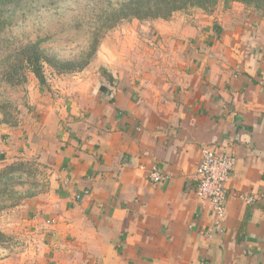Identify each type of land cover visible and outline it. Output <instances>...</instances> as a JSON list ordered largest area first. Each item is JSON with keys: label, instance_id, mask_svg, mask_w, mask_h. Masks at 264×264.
Returning a JSON list of instances; mask_svg holds the SVG:
<instances>
[{"label": "crops", "instance_id": "obj_1", "mask_svg": "<svg viewBox=\"0 0 264 264\" xmlns=\"http://www.w3.org/2000/svg\"><path fill=\"white\" fill-rule=\"evenodd\" d=\"M256 69L231 80L218 102L197 93L201 114L182 113L175 123L149 119L122 92L114 105L102 94L109 106L96 108L88 127L75 119L60 126L61 115L50 127L43 122L37 135L58 168L51 217L31 223L45 262L264 264V61ZM11 133L0 128V167L14 155ZM207 147L237 158L223 231L196 195ZM154 167L165 182L150 181Z\"/></svg>", "mask_w": 264, "mask_h": 264}, {"label": "rangeland", "instance_id": "obj_2", "mask_svg": "<svg viewBox=\"0 0 264 264\" xmlns=\"http://www.w3.org/2000/svg\"><path fill=\"white\" fill-rule=\"evenodd\" d=\"M124 1L12 0L0 8V128L15 137L14 155L0 167V264H47L31 235L33 221L51 217L57 181V163L37 135L43 122L50 127L61 115L60 126L75 119L88 127L96 108L114 105L121 92L141 101L149 119L194 118L204 102L197 93L218 102L231 80L264 61V12L253 7H187L166 20L108 28L109 11ZM37 43L44 79L29 63Z\"/></svg>", "mask_w": 264, "mask_h": 264}, {"label": "trees", "instance_id": "obj_3", "mask_svg": "<svg viewBox=\"0 0 264 264\" xmlns=\"http://www.w3.org/2000/svg\"><path fill=\"white\" fill-rule=\"evenodd\" d=\"M218 3H242L264 12V0H127L118 9L109 11L110 24L108 28L115 27L123 20H154L168 19L175 12L187 7H199L204 10H213ZM12 0H0V8L9 7ZM32 52L29 63L33 73L39 78H43L42 55L38 43L29 49Z\"/></svg>", "mask_w": 264, "mask_h": 264}, {"label": "built area", "instance_id": "obj_4", "mask_svg": "<svg viewBox=\"0 0 264 264\" xmlns=\"http://www.w3.org/2000/svg\"><path fill=\"white\" fill-rule=\"evenodd\" d=\"M201 155L202 161L196 171L198 179L196 195L203 203H209L211 214L216 221V228L218 231H223L219 225L224 222L227 215V185L237 158L227 152H218L208 147L202 149ZM149 179L151 182L160 184L165 182L167 177L154 167ZM77 197L80 198V196Z\"/></svg>", "mask_w": 264, "mask_h": 264}]
</instances>
